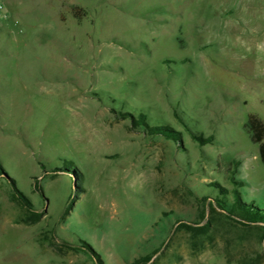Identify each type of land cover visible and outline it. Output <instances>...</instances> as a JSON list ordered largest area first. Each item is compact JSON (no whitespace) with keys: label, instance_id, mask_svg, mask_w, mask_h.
<instances>
[{"label":"rangeland","instance_id":"rangeland-1","mask_svg":"<svg viewBox=\"0 0 264 264\" xmlns=\"http://www.w3.org/2000/svg\"><path fill=\"white\" fill-rule=\"evenodd\" d=\"M0 1V165L43 211L19 222L25 211L0 175V264H96L49 245L52 231L85 240L102 264L154 250L146 264H238L221 237L237 228L194 250L175 225L203 222L209 182L231 186L218 156L240 159L242 195L264 207V163L243 129L249 113L264 120V0ZM112 109L173 126L183 146L130 129ZM174 111L213 142L193 140ZM73 166L76 198V178L52 169Z\"/></svg>","mask_w":264,"mask_h":264},{"label":"trees","instance_id":"trees-1","mask_svg":"<svg viewBox=\"0 0 264 264\" xmlns=\"http://www.w3.org/2000/svg\"><path fill=\"white\" fill-rule=\"evenodd\" d=\"M73 16L80 17L86 14V11L78 6L73 7ZM120 118L130 121V129H138L146 137L161 136L167 140H172L178 147L183 146L182 132L176 130L169 124H151L147 113L138 111L137 113L128 111L116 112ZM177 120L182 123L190 137L201 143H212L213 135L205 136L201 132L190 130L182 117L177 111H174ZM243 129L249 136L252 143L258 147L260 161L264 163V120L256 113H249L247 120L243 123ZM217 163L220 168L226 172L231 186L226 187L218 181H211L207 185L211 186L215 194L213 196L203 195L200 197L202 202L201 219L202 223L191 224L182 220H178L175 229H184L190 236V243L194 250H201L207 244L213 246L217 234L222 229L226 228L233 231L232 228H237L233 231L232 236L221 235L223 240L222 253L227 262L236 261L238 264H263L264 257V207L255 204L253 201H246L242 195L241 188L245 181L236 177L240 159H230L223 162L220 156L217 157ZM54 170H65L69 172L76 183L73 186L72 198L77 197V193L83 190L81 185V171L73 166L72 169L66 167H54ZM45 172V170H44ZM0 175H2L9 184V195L12 201L16 202L25 211V216L19 222L32 225L37 223L43 216V211H37L34 208L32 200L26 195L16 184L14 178L6 175L0 165ZM51 175H55L54 173ZM34 189L43 194L42 186L35 179L33 182ZM71 197V195H70ZM68 209V208H67ZM69 210V209H68ZM232 233V232H231ZM48 244L54 246L60 252L65 251H82L90 256L96 264H102L103 259L100 254L85 240L78 239L77 244H71L67 241L59 239L52 231L51 236L47 237ZM259 242V247L262 250H253L254 241ZM157 250L146 253L134 258L128 264H146Z\"/></svg>","mask_w":264,"mask_h":264},{"label":"built area","instance_id":"built-area-1","mask_svg":"<svg viewBox=\"0 0 264 264\" xmlns=\"http://www.w3.org/2000/svg\"><path fill=\"white\" fill-rule=\"evenodd\" d=\"M9 17V11L5 4L0 1V20H5Z\"/></svg>","mask_w":264,"mask_h":264},{"label":"water","instance_id":"water-1","mask_svg":"<svg viewBox=\"0 0 264 264\" xmlns=\"http://www.w3.org/2000/svg\"><path fill=\"white\" fill-rule=\"evenodd\" d=\"M45 204H47V200H45Z\"/></svg>","mask_w":264,"mask_h":264}]
</instances>
